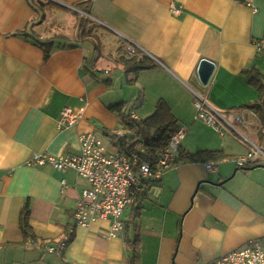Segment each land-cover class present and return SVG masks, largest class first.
Here are the masks:
<instances>
[{
	"label": "crops",
	"instance_id": "1",
	"mask_svg": "<svg viewBox=\"0 0 264 264\" xmlns=\"http://www.w3.org/2000/svg\"><path fill=\"white\" fill-rule=\"evenodd\" d=\"M262 39L264 0H0V264H131L135 239L140 264H211L251 240L264 247V160L240 168L249 142L222 134L196 107L201 98L234 124L243 113L248 140L264 150V122L246 108L260 91L244 74L264 75ZM134 59L143 68L127 71ZM204 59L215 64L207 84ZM160 100L186 132L184 150L223 152L217 169L171 166L126 208L118 237L107 221L76 226L87 182L29 161L78 154L86 132L118 149L122 117L145 119ZM65 109L80 119L61 128ZM26 203L36 240L21 230ZM70 230L63 253L45 250Z\"/></svg>",
	"mask_w": 264,
	"mask_h": 264
},
{
	"label": "built area",
	"instance_id": "2",
	"mask_svg": "<svg viewBox=\"0 0 264 264\" xmlns=\"http://www.w3.org/2000/svg\"><path fill=\"white\" fill-rule=\"evenodd\" d=\"M255 46L264 54L263 39L256 40ZM127 51L129 55L136 53L131 45L127 47ZM196 107L199 117L222 134L229 130L238 131L234 123L215 109L209 107L212 112H215L214 114L207 112V103L203 99H197ZM79 119V113L65 109L59 125L61 128L72 126L78 123ZM130 120H137L135 113H130ZM233 121L245 125L246 117L243 113H238L234 115ZM115 133L121 139L127 134L125 130H118ZM185 133V130L180 127L155 165L150 162H141L136 156L128 157L118 149H109L95 132H86L79 136V153L76 155L55 157L34 154L29 162L32 165L50 164L59 171L74 170L78 178L88 184L76 202L75 225L89 228L99 221H107L110 223L108 235L115 238L123 232L124 211L142 194L145 183L161 180L163 173L174 165ZM246 140L249 142L250 149L248 153L237 159L240 168L252 165L260 159L264 160L263 148ZM217 165V160H208L205 163L209 171L216 170ZM72 233L73 230H70L56 245L44 246L45 250L51 254L63 253ZM211 264H264V247L260 241L251 240L244 247L218 258Z\"/></svg>",
	"mask_w": 264,
	"mask_h": 264
},
{
	"label": "trees",
	"instance_id": "3",
	"mask_svg": "<svg viewBox=\"0 0 264 264\" xmlns=\"http://www.w3.org/2000/svg\"><path fill=\"white\" fill-rule=\"evenodd\" d=\"M127 71L137 72L143 68L135 59L125 63ZM245 77L248 82L260 91V99L258 102L247 105L246 108L254 110L258 114L259 119L264 122V75L257 69L245 71ZM122 123L116 130H128L126 136L121 140L118 150L124 155L131 157H139L141 162H150L155 165L161 153L168 147L173 135L179 130V121L171 112L167 103L160 100L156 106L153 115L140 120H130V115L122 117ZM224 157L222 151H198L190 152L182 147L174 163L175 166L185 165L189 163L205 162L207 160H221ZM158 181H149L144 185V191L136 200L142 198L148 191H152ZM30 205L26 203L24 206L20 226L25 241L30 239L36 240L32 228L30 226ZM139 239H135L128 243L132 252L131 264H140ZM138 245V246H137Z\"/></svg>",
	"mask_w": 264,
	"mask_h": 264
},
{
	"label": "water",
	"instance_id": "4",
	"mask_svg": "<svg viewBox=\"0 0 264 264\" xmlns=\"http://www.w3.org/2000/svg\"><path fill=\"white\" fill-rule=\"evenodd\" d=\"M215 69V64L207 59L202 60L198 69V76L203 84H207Z\"/></svg>",
	"mask_w": 264,
	"mask_h": 264
},
{
	"label": "rangeland",
	"instance_id": "5",
	"mask_svg": "<svg viewBox=\"0 0 264 264\" xmlns=\"http://www.w3.org/2000/svg\"><path fill=\"white\" fill-rule=\"evenodd\" d=\"M103 28H105V27H103ZM235 126L239 130V132L241 133L240 134L239 132L236 131V133L238 134V136L241 138L240 140L246 142V139H249V135L244 130L243 125L242 124H239V123H235ZM118 138L119 137H116L115 139L119 140ZM151 198L154 199V196L151 195Z\"/></svg>",
	"mask_w": 264,
	"mask_h": 264
}]
</instances>
